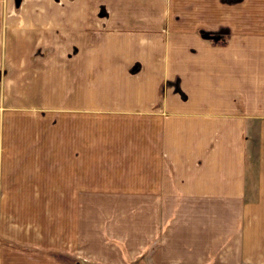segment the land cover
<instances>
[{"label": "crops", "instance_id": "crops-1", "mask_svg": "<svg viewBox=\"0 0 264 264\" xmlns=\"http://www.w3.org/2000/svg\"><path fill=\"white\" fill-rule=\"evenodd\" d=\"M0 264H264V0H0Z\"/></svg>", "mask_w": 264, "mask_h": 264}, {"label": "trees", "instance_id": "trees-1", "mask_svg": "<svg viewBox=\"0 0 264 264\" xmlns=\"http://www.w3.org/2000/svg\"><path fill=\"white\" fill-rule=\"evenodd\" d=\"M199 35L202 38L211 41V44H213V45L221 46L224 44V42L220 40L219 36L207 35V34L202 33V32H200Z\"/></svg>", "mask_w": 264, "mask_h": 264}, {"label": "rangeland", "instance_id": "rangeland-1", "mask_svg": "<svg viewBox=\"0 0 264 264\" xmlns=\"http://www.w3.org/2000/svg\"><path fill=\"white\" fill-rule=\"evenodd\" d=\"M15 3L18 5V0L17 1L15 0Z\"/></svg>", "mask_w": 264, "mask_h": 264}]
</instances>
